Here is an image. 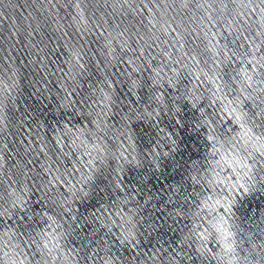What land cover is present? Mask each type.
<instances>
[{
	"label": "water",
	"instance_id": "obj_1",
	"mask_svg": "<svg viewBox=\"0 0 264 264\" xmlns=\"http://www.w3.org/2000/svg\"><path fill=\"white\" fill-rule=\"evenodd\" d=\"M0 264H264V0H0Z\"/></svg>",
	"mask_w": 264,
	"mask_h": 264
}]
</instances>
